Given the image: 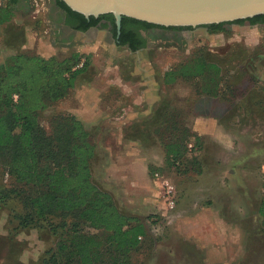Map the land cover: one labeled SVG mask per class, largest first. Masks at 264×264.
I'll return each mask as SVG.
<instances>
[{"label": "rangeland", "instance_id": "obj_1", "mask_svg": "<svg viewBox=\"0 0 264 264\" xmlns=\"http://www.w3.org/2000/svg\"><path fill=\"white\" fill-rule=\"evenodd\" d=\"M61 20L53 15L48 0H24L15 6L11 19L0 25V66L20 54L58 60L78 55L82 63L76 69L86 64L70 93L49 103L39 119L46 133L54 135L55 119L74 116L71 111L78 108V95L96 91L94 96L101 101L103 115L91 119L89 127L85 126L96 148L93 182L144 226L145 235L140 239V248L132 254V261L135 264H264V226L258 212L264 201V121L262 133L250 131L241 136L237 133L242 141H233L229 148L202 140L201 167L191 165L189 154L181 156V167L173 165L166 146L174 138L172 120L162 128L163 138L149 128V123L143 122L166 102L168 113L180 115L181 131L194 133L191 108L196 86L189 78L170 81L169 73L202 52L223 62L232 53L248 49L256 53L247 61L257 63L254 58L264 56V29L254 48H247L246 34L237 33L233 30L235 25H231L228 27L231 31L212 32L203 27L187 30L184 38L176 39L181 46L171 41L157 42L149 52L139 53L117 48L104 36L106 47L84 52L71 34L63 32ZM262 61L264 58L259 60ZM238 76L236 70L223 74L224 79ZM149 93H154L158 100L151 114L127 117L128 105L136 98L148 97ZM241 156L247 157L246 162L240 161ZM50 165L49 161L44 162V167ZM2 169L0 166V184L4 178ZM155 173L175 184V210L167 209ZM9 217L8 210L0 212V264H37L47 251L58 248L61 240L52 230L32 228L14 234ZM62 221L57 219L55 223ZM84 230L105 238L102 231L88 227Z\"/></svg>", "mask_w": 264, "mask_h": 264}, {"label": "trees", "instance_id": "obj_2", "mask_svg": "<svg viewBox=\"0 0 264 264\" xmlns=\"http://www.w3.org/2000/svg\"><path fill=\"white\" fill-rule=\"evenodd\" d=\"M19 1L3 0L0 25L11 19ZM59 5L67 13L69 24L78 31L86 32L103 20L115 22L112 14L87 19L61 0ZM123 19L132 20L145 30L160 27ZM261 21L264 15L204 27L219 32L228 31L232 24L255 25ZM126 43L122 37L120 44ZM132 49L135 51L137 47ZM251 54L255 53L241 49L220 62L202 52L168 77L170 81L191 79L199 94L223 95L234 87L232 83L227 84L229 79L223 78L224 72L236 70L239 78L246 77L249 73L242 69V64ZM81 63L78 55L58 60L20 54L0 66V166L5 178L0 184V212H10L9 227L14 234L48 228L59 236L58 248L47 251L37 264H135L132 254L140 248L145 229L139 218L120 208L110 193L93 182L92 161L96 148L90 140L91 132L73 115L55 119L54 135H48L40 123V113L48 104L65 98L75 87L86 65L76 69ZM250 95L244 102L249 115L242 122L261 125L264 97L256 101L260 96L255 90ZM257 104L262 105L261 109L255 107ZM167 106L162 102L143 122L149 123V128L163 138L161 130L172 120L174 138L166 146L173 165L181 167V156L189 154L191 165L201 167V137L190 130L181 131L180 115L168 113ZM45 161L51 165L44 167ZM258 212L264 226V201ZM57 219L63 221L57 224ZM85 227L102 231L105 238L85 231Z\"/></svg>", "mask_w": 264, "mask_h": 264}, {"label": "crops", "instance_id": "obj_3", "mask_svg": "<svg viewBox=\"0 0 264 264\" xmlns=\"http://www.w3.org/2000/svg\"><path fill=\"white\" fill-rule=\"evenodd\" d=\"M261 29L262 28L258 26L235 25L233 30H236L239 34H246L244 40L247 48H254L260 40V33H262ZM228 31H231V29H228ZM68 33L76 39L79 47L82 45L84 52L90 49L106 47L108 45V43L104 41L106 32L97 28H91L86 32H82L73 27L69 29ZM253 53H256V51H253ZM263 58L264 56H259L258 58L256 56L254 60H257V63H255L256 61H247L242 64V69L251 76H255L256 79H253L249 74L243 78H230L227 84L232 83L234 87L227 91L225 90L227 93H223V95L218 94L217 96H212L206 93L199 94L197 90L194 92L195 98L192 99L193 107L191 108V114L195 120L192 125V130L197 136L201 137L203 141H206L205 143L214 142V144H216L218 142L229 148V145L233 141H238L239 143L242 141L240 134H250V131L254 134L263 132L261 125L248 122L243 124L242 122V119L249 115L244 102L250 98L251 92L255 90V92L259 94L260 97L259 99L255 98L256 101L262 100L264 97V62H259V60ZM259 64H261V67H256V65ZM95 92V90H89L88 92L86 91L78 95V108H74V110L71 111V113L78 117L85 126H88L91 119H97L103 115L102 107H100L101 101L98 97L94 96L96 94ZM154 96V93H149V96L146 98L141 97L134 99L132 104L128 105L129 109L126 110V116L133 119L149 116L154 105L158 102ZM202 102H207L209 104L207 107H204L201 105ZM255 107L261 109L262 105L257 104ZM237 133L240 136L236 135ZM239 159L244 163L247 157L241 156ZM227 226L229 228H234V226L231 225Z\"/></svg>", "mask_w": 264, "mask_h": 264}, {"label": "water", "instance_id": "obj_4", "mask_svg": "<svg viewBox=\"0 0 264 264\" xmlns=\"http://www.w3.org/2000/svg\"><path fill=\"white\" fill-rule=\"evenodd\" d=\"M87 19L112 14L166 28H197L264 15V0H61Z\"/></svg>", "mask_w": 264, "mask_h": 264}, {"label": "flooded vegetation", "instance_id": "obj_5", "mask_svg": "<svg viewBox=\"0 0 264 264\" xmlns=\"http://www.w3.org/2000/svg\"><path fill=\"white\" fill-rule=\"evenodd\" d=\"M24 0H20L17 5L23 3ZM49 4L51 5L53 15L55 17L61 18L63 23V32L68 33L69 29H72L73 26L68 22V15L63 10V8L59 5V0H48ZM16 5V6H17ZM238 25V24H232ZM231 26V25H230ZM243 26H258L264 29V21L259 22L255 25H243ZM101 31L106 32V39L115 45L117 48H123L131 53H139L142 51L151 50L152 46L157 43L161 42L166 44L167 42H173L178 46H181L182 43L176 41L179 37L184 38V31L187 30H197L200 27L192 28V29H175V28H149L147 30L141 28V25L136 24L132 20L129 19H122L121 29L119 30L116 21L114 23L103 20L97 27ZM205 28V27H203ZM229 29V28H228ZM209 30V29H208ZM165 35V39L161 36ZM124 37L127 41L125 45H121V39ZM136 46L137 50H133L132 47Z\"/></svg>", "mask_w": 264, "mask_h": 264}, {"label": "built area", "instance_id": "obj_6", "mask_svg": "<svg viewBox=\"0 0 264 264\" xmlns=\"http://www.w3.org/2000/svg\"><path fill=\"white\" fill-rule=\"evenodd\" d=\"M2 1L3 0H0V7L2 6ZM154 179L161 191L167 209L170 211L175 210L177 205V188L175 184L169 178L160 175L159 173L154 174Z\"/></svg>", "mask_w": 264, "mask_h": 264}]
</instances>
